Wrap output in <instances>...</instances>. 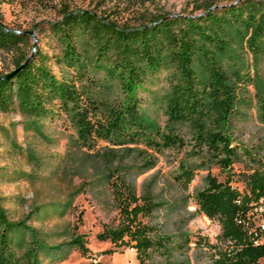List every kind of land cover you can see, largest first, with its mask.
<instances>
[{"label":"trees","instance_id":"16d2710c","mask_svg":"<svg viewBox=\"0 0 264 264\" xmlns=\"http://www.w3.org/2000/svg\"><path fill=\"white\" fill-rule=\"evenodd\" d=\"M36 28L53 42L23 50L28 30L0 20V49L12 53V68L0 72V110L49 119L63 114L78 145L106 142L103 161L111 151H131L127 143L140 138L154 147H184L199 160L179 162L175 177L182 188L195 166L216 164L224 177L207 170L193 194L196 209L219 223L217 242L206 243L210 264H259L264 244L253 242L260 233L252 210L264 204V154L231 144L229 122L241 100L237 92L253 82L242 51L254 62L264 60V0H206L199 13L161 12L135 24L118 23L91 8H62L58 18ZM158 81L160 88L148 86ZM140 91L150 94L147 102L163 115L161 125ZM257 97L264 109V92ZM143 159L144 166L152 165V159ZM234 162L241 167L233 171ZM123 169L118 177L111 176L115 171L106 175L118 222L104 225L96 237L132 246L137 264H188L173 254L187 243L185 234L153 228L148 219L160 202L148 190L136 194L126 174L129 166ZM1 200L0 195V264H39L38 250L60 247L38 241L25 218L9 219ZM67 244L88 251L80 234ZM87 257L82 264H102Z\"/></svg>","mask_w":264,"mask_h":264},{"label":"rangeland","instance_id":"374dc122","mask_svg":"<svg viewBox=\"0 0 264 264\" xmlns=\"http://www.w3.org/2000/svg\"><path fill=\"white\" fill-rule=\"evenodd\" d=\"M205 1L0 0V20L12 28L31 31L28 44L21 45L28 50L33 45L46 46L47 40L53 42L52 37L38 31L36 24L58 18L62 8H91L118 23L135 24L161 12L199 13ZM227 1L233 0H216ZM11 56V51L0 49V72L12 68ZM241 57L244 71L253 82L242 85L241 92H237L241 100L230 116L231 144L264 154V109L257 97L260 90L264 92V60L254 62L247 50L242 51ZM148 86L154 89L161 84L158 81ZM139 95L161 125L163 115L147 102L150 94L140 91ZM30 120L33 126L27 125ZM105 145L100 139L89 147L78 145L76 132L63 114L49 119L0 110V195L7 217L25 218L38 241L60 246L56 250H38L39 264H82L87 255L95 256L102 264H137L135 251L127 245L96 237L104 225H115L119 219L106 183L107 170L115 171L111 176L118 177L126 166L135 193L148 190L160 202L148 219L153 228L172 236L178 232L185 234L187 243L179 251L176 248L174 256L186 259L188 264H210L211 250L206 243L217 242L219 223L215 217L196 209L193 194L207 170L218 179L224 177V170L216 164L197 165L187 186L182 188L175 177L179 162L193 164L199 160L184 147H154L140 138L127 143L131 151H111L112 155L103 161ZM144 157L153 160L151 166H144ZM240 167L239 162H234L231 170ZM78 234L83 236L86 254L67 244L71 236ZM198 240L204 244L197 246Z\"/></svg>","mask_w":264,"mask_h":264},{"label":"built area","instance_id":"2783aa9c","mask_svg":"<svg viewBox=\"0 0 264 264\" xmlns=\"http://www.w3.org/2000/svg\"><path fill=\"white\" fill-rule=\"evenodd\" d=\"M252 211H253L252 220L254 222V225L257 226V228L259 229V233H260V236L258 238H255L253 242L264 244V204L260 202L258 205L253 207ZM262 214L263 216H261ZM254 218H257V220H255ZM127 248L129 250H134L132 246H128ZM90 259L92 261H95L96 257L91 256ZM259 264H264V258L259 259Z\"/></svg>","mask_w":264,"mask_h":264},{"label":"water","instance_id":"95a60500","mask_svg":"<svg viewBox=\"0 0 264 264\" xmlns=\"http://www.w3.org/2000/svg\"><path fill=\"white\" fill-rule=\"evenodd\" d=\"M28 32H29V34H30V35H32L30 30H28ZM33 46H34V45H33ZM15 69H16V68H13V69H12V70H10V71H9V72H8L6 75H9V74H11V73H12V72H13Z\"/></svg>","mask_w":264,"mask_h":264}]
</instances>
